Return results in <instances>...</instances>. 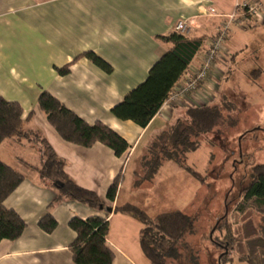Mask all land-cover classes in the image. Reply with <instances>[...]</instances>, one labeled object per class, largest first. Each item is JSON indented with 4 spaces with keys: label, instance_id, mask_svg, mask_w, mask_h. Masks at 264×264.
<instances>
[{
    "label": "crops",
    "instance_id": "crops-1",
    "mask_svg": "<svg viewBox=\"0 0 264 264\" xmlns=\"http://www.w3.org/2000/svg\"><path fill=\"white\" fill-rule=\"evenodd\" d=\"M246 1L255 0H0V94L21 104L25 129L46 138L66 160L68 175L105 202L100 208L72 200L53 202V183L33 168L42 164L38 142L5 140L0 145V159L22 172L25 180L4 204L19 213L27 228L19 239L0 242V264H75L70 246L77 234L69 221L92 215L109 221L106 244L115 255L112 264H149L140 244L143 224L114 209L131 204L130 194L126 196L124 190L127 161L143 142L149 147L179 118L173 116L172 109L161 110L142 128L131 120L118 119L111 109L146 79L153 64L169 50L170 45L160 40V35L175 31L178 21L187 20L190 30L185 35L206 37L187 75L200 66V56L210 46L224 16L239 10L238 5ZM210 9L215 10L214 15ZM87 51L108 63L111 72L82 57L68 74H59L58 68ZM222 75L216 68L199 92L201 103L213 105L210 102L217 98L213 89ZM43 91L86 122L100 121L117 131L129 149L118 157L102 143L87 148L64 139L38 105ZM187 105L179 103L173 109L190 108ZM119 175L117 197L111 202L107 192ZM49 213L58 222L52 233L39 227V221ZM236 261L240 262L235 259L232 264Z\"/></svg>",
    "mask_w": 264,
    "mask_h": 264
},
{
    "label": "trees",
    "instance_id": "trees-1",
    "mask_svg": "<svg viewBox=\"0 0 264 264\" xmlns=\"http://www.w3.org/2000/svg\"><path fill=\"white\" fill-rule=\"evenodd\" d=\"M158 38L170 45L169 50L153 64L146 79L111 109V113L118 119L131 120L142 128H146L160 112L174 86L202 51L206 40V37L192 38L177 31ZM82 57L91 59L107 72L112 70L101 57L87 51L57 71L61 75L68 74L71 65ZM38 105L67 141L87 148L102 143L118 157L129 149L128 142L117 131L100 121L94 124L86 122L48 91L40 94ZM23 113L19 102L9 101L0 94V145L5 140L16 138L39 142L42 164L33 168L41 178L53 183L56 191L53 202L72 200L92 208L105 205L95 191L80 186L68 175L65 170L66 160L55 152L46 138L25 129ZM186 115V121L178 119L148 147L143 160L144 180L153 179L165 161L182 162L188 152L199 147L195 140L197 137L221 128L227 122L223 111L216 105L190 107ZM186 169L196 179L203 181L198 171L191 167ZM143 179L137 180L135 185H141ZM24 180L22 172L0 159V242L19 239L27 228V223L19 213L4 204ZM119 184L120 175L107 192L109 201H115ZM240 197L241 201L236 205L238 214L245 215L254 211L260 214L261 220L258 224L248 220V223L233 228L226 221V212V217H222L214 227V232L218 229L225 232L222 241L212 239L221 250L217 264H232L235 259L248 264H264V163L254 166L251 180L240 190ZM114 212L131 215L143 224L140 244L149 264H192L191 244L187 239L196 229V216L177 210L152 217L132 203L117 205ZM57 226V220L50 213L39 221V227L47 233L54 232ZM69 227L77 234L75 242L70 246L75 264L113 263L115 255L106 244L109 234V221L106 218L99 215L87 218L75 216L69 221ZM234 252L237 256L233 255Z\"/></svg>",
    "mask_w": 264,
    "mask_h": 264
},
{
    "label": "rangeland",
    "instance_id": "rangeland-1",
    "mask_svg": "<svg viewBox=\"0 0 264 264\" xmlns=\"http://www.w3.org/2000/svg\"><path fill=\"white\" fill-rule=\"evenodd\" d=\"M252 19H238L231 25L215 61L223 75L216 81L213 91L217 98L210 104L223 111L226 124L201 134L195 139L199 144L196 150L188 152L180 163L165 161L151 180L143 179V160L148 150L145 142L123 169L126 196L130 194L131 203L148 215L181 210L196 216V229L187 239L192 264H217L221 250L212 239L222 241L225 232H214V227L226 212V221L233 228L248 220L254 224L261 220L257 212L239 215L236 210L241 201L240 190L250 182L254 166L264 163V21ZM225 21L226 16L221 25ZM173 110L176 119H188L187 108ZM186 167L202 174L203 181L192 176ZM141 179L142 184L136 186L135 182Z\"/></svg>",
    "mask_w": 264,
    "mask_h": 264
},
{
    "label": "built area",
    "instance_id": "built-area-1",
    "mask_svg": "<svg viewBox=\"0 0 264 264\" xmlns=\"http://www.w3.org/2000/svg\"><path fill=\"white\" fill-rule=\"evenodd\" d=\"M238 7L240 8V13L236 11L226 15V21L218 28L216 35L211 40L210 46L200 56V66L185 75V77L174 86L161 108L162 112L173 109V107L179 103H186L188 107L206 105L200 102L199 92L201 93L202 87L206 85L208 79L216 73L215 61L220 55L225 39L229 35L231 25L238 19L246 17H258L260 22L264 21V3L262 1H246L238 5ZM210 13L214 15L215 10L210 9ZM174 30L182 34L188 33L190 30L189 21H178Z\"/></svg>",
    "mask_w": 264,
    "mask_h": 264
}]
</instances>
